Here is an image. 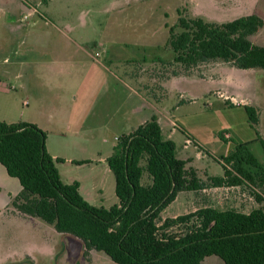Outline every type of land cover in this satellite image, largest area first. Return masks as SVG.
<instances>
[{"label":"rangeland","instance_id":"374dc122","mask_svg":"<svg viewBox=\"0 0 264 264\" xmlns=\"http://www.w3.org/2000/svg\"><path fill=\"white\" fill-rule=\"evenodd\" d=\"M180 12L219 23L251 13L264 19V0H0V79L17 87L12 91L17 99L12 97L7 106H2L0 97V120L7 117L19 122V113L23 112V121L45 123L50 151L77 161L112 153L113 144L128 132V124L137 126L144 117L160 110L167 123L172 113L183 131L177 133L176 139L178 156L189 161L187 167L198 166L204 175L210 166L214 173L222 174L223 166L227 165L222 155L228 149L220 134L226 132L227 139L238 142L243 141L241 138L249 140L258 136L259 124H251L245 106L233 104L255 100L264 89V70L238 69L220 60L190 70L176 63L175 52L169 44V30L171 26H175L176 32L181 30ZM8 15L11 16L6 20ZM35 21L39 25L32 26ZM26 28H31V32L23 31ZM69 28L73 29L70 36L74 42L65 40L57 31ZM251 40L264 45V26ZM103 50L108 52L97 55ZM94 56L103 63L111 56L113 60L121 59L125 77L137 83L152 103H144L142 99L133 101L128 97L129 87L117 79L103 84L107 71ZM5 57L10 62L6 63ZM17 73H22V81L16 79ZM27 79L32 80L26 83ZM52 79L56 81L50 82ZM166 79L167 89L163 85ZM212 88L215 95L207 94ZM54 95L66 110L77 114L74 118L79 119L77 122L69 121L79 126L67 128L66 111L56 113L53 122L46 114L42 115L39 99L51 100ZM221 102L227 106L223 108ZM138 105L141 111L130 121L122 122V114L127 119L132 115V106ZM260 106L264 134V103ZM186 134L192 137L189 136L190 149L185 145L182 148ZM116 136H119L117 140ZM255 139L250 149L264 165L263 147ZM231 143L236 147L234 141ZM201 150L206 153L204 159ZM58 162L62 161L55 164ZM142 164H146L145 159ZM69 166L68 169L60 165L65 177L67 170L71 175H79L90 168ZM227 166L231 169V164ZM104 173L101 171L97 179L105 190L104 204L108 207L117 200L115 176L112 171L109 176ZM148 174L147 171L144 174V183L149 182ZM87 180L91 181V177ZM256 194L262 197L261 202L257 201ZM176 203L158 220L159 234L166 219L194 213L203 207L240 212L264 209V183L258 177L256 182L245 180L238 186L185 192ZM181 204L185 207L179 210L177 207ZM14 212L12 205L0 214V264H117L103 251L87 250L81 239L64 233L57 235L55 258L43 260L47 258L43 249L48 248L49 239L54 235L38 228L28 218L7 216ZM195 219L191 217L190 223ZM186 226L188 223L179 222L166 231L182 235ZM28 249L41 260H32L25 254Z\"/></svg>","mask_w":264,"mask_h":264},{"label":"trees","instance_id":"16d2710c","mask_svg":"<svg viewBox=\"0 0 264 264\" xmlns=\"http://www.w3.org/2000/svg\"><path fill=\"white\" fill-rule=\"evenodd\" d=\"M181 30L170 27L169 44L174 61L185 69L224 61L238 69L264 70V45L251 36L264 26L255 13L226 22L188 17L180 12ZM177 75L176 72H174ZM251 124H259V110L246 104ZM228 132V131H227ZM220 134L226 143L237 145L222 155L223 176L205 181L188 161L178 157L177 144L166 138L157 115L124 134L107 158L115 175L118 203L110 207L90 203L80 191V182L65 183L54 158L47 149V132L29 121H0V162L23 187L12 205L23 215L40 217L57 231L81 239L87 250L106 253L117 264H203L207 256L217 255L225 264H264V209L249 213L234 209L203 207L194 213L168 218L159 234L161 212L180 191L210 187L238 186L245 180L264 183V165L250 149L254 141H236ZM264 150V139L257 129ZM146 164H142V160ZM83 164L88 160L75 161ZM152 177L143 184L144 172ZM257 201L263 199L256 194ZM191 217H196L190 223ZM179 222L188 223L182 234L166 230Z\"/></svg>","mask_w":264,"mask_h":264},{"label":"crops","instance_id":"0c3cea01","mask_svg":"<svg viewBox=\"0 0 264 264\" xmlns=\"http://www.w3.org/2000/svg\"><path fill=\"white\" fill-rule=\"evenodd\" d=\"M10 16L11 15L6 16L5 19L6 20H9ZM33 23H35V24H32V26L39 25V21H35ZM9 26L11 28H13V25L12 24H9ZM14 29H16V28H14ZM31 30H32L31 28H29V29L26 28L23 31H25L26 33H28V32H31ZM72 30H73L72 28H69V29H65V31L64 30H61V29H59L57 31H59V33L61 35H64L65 36V40H70L71 42H74L73 39H71V36H70ZM102 44L103 43H101V45ZM111 45L112 44H110V47H111ZM106 51L107 50H103L102 52H99V53L97 52V55L100 56L102 53L104 54V52H106ZM94 60L97 61L98 64L102 68H104L105 71H107V75L108 76L107 77L105 76V79L103 80V84H107L109 82L108 80L112 81V80H116L117 79V80L120 81V83H122V84L124 83V84H126L129 87L130 92H129V96L128 97L132 98L133 101L134 100H137V99H142L144 101V103L145 102H148V103L151 102V100L149 98H147L143 93H141L140 89L138 88L137 83L135 84L131 80H128L127 77H125L124 72H123L125 66L122 63L121 59H119V60H117V59L116 60H113V56H111L110 58L107 57L105 59V62L103 63V62H100L99 60H97V58H95V56H94ZM4 61L6 63H8V62H10V59L8 57H5V60ZM256 69H259V71H262L263 70V69L261 70L260 68H256ZM244 70H248V69H244ZM21 77H22V73H17L16 74V79L18 81H22L21 80ZM29 80H32V79H27L26 83H28ZM40 80H36V82H38ZM55 81H56L55 79L50 80V82H55ZM23 85H24L23 87H25V83H23ZM163 85L167 89V79L165 80V82L163 83ZM216 87L217 86H215L214 88H216ZM214 88L210 89L207 94H209V95L214 94ZM16 89H17V87H15L14 85H8L4 81H2V79H0V97L2 99V106H4V105L7 106L8 105V102L11 101L12 97H15L17 99L16 94L15 95L12 94L13 93L12 91L13 90H16ZM25 90H26V87H25ZM58 98H59L58 96H55L54 95L53 97H51V100L45 99V98L39 99L40 100V104H41L40 105V111L42 112V115H45L46 114L49 117V119L51 120L50 122H53V120L57 116L56 113L59 114V113H61L63 111H66V112H68V115H69V116H67V120H68V126H67V128L68 129H72L75 126H79V123H75V126H74V124H72L69 121L71 119L74 122L75 121L77 122L79 119L78 120L77 119H74L75 117H77V114H75L73 110H66L65 109L66 107L64 106L63 102L60 101ZM23 103L26 105L27 104V101H24ZM261 103H264V89L260 93H258V96L255 98V100L253 99V101H250V102H247V103H240V104H236V102H235L233 105L245 106V104H249V105H253V106L255 105L257 108H260L261 107L260 106ZM89 104H90V102H89ZM221 104H223V103L221 102ZM225 106H227V104H223L222 105L223 108H225ZM140 111H141L140 105H138V106H132V109H131L132 115H129L128 118L126 119V116L123 113L122 114V122H124V121H126V122L130 121ZM19 114H20V117H21V120L20 121H23L22 119L24 118V113L23 112H20ZM152 115H154V114H152ZM152 115L149 114L148 116L144 117V119H142L141 123H138L137 126L128 124V126H129V128H127L128 129V132L125 133V134H130L131 132H133L141 124H144L146 121H148L152 117ZM155 115L158 116L159 123H160V125L162 127V131H163L164 136L166 138L173 139L176 142V144H177V155H179L178 154L180 152L179 151V143H178V141L176 139V136H177V133L179 131H181V130H180V126L175 121V117L173 116L172 113L169 114L170 121L168 120V123H167L166 120H165V117H162V113H161L160 110H158V112H156ZM147 117H149V118H147ZM0 121H6L8 123L17 122V121H13V119H10V118H7V117H3V119H1ZM31 122L37 124L40 128H42L43 130L46 131V129H45L46 128L45 123H43L41 121L40 122L31 121ZM229 128H231V127H229ZM259 130H260V133H261L262 138L264 139L263 129H262V125H261V113L259 115ZM74 131L77 132V130H74ZM167 131H169V133H167ZM181 132L183 133V131H181ZM189 136L190 135H187L186 134V136L184 138L183 145H182V148L183 149H184V145L187 148H189L190 145H191ZM118 137L119 136H116V140H117ZM255 138H252V139H249V140L243 139V138H241V139L244 142H246V141L254 140ZM48 139H49V137H47V143H46V145H47V149L51 153V155H53V157L55 159L59 157V158H63V160H64L62 162H58L57 163V167L59 169V173H60V176H61L62 180L65 183H72L74 181H79L80 182V191L83 194V196L90 203H92L94 205H97V206H105V207H107L104 204V202H105V195H106L105 194V190H104L103 187H101L100 181H98L97 178H98V175L100 174L101 171L103 173L105 172L104 173L105 175H108V176L110 175V172L112 170L110 169V167L108 165L107 158L113 154L114 147H115L117 141L113 144L114 147H113L112 153L106 154L104 156L101 154L99 156V158H94V157L90 158L89 157V159H82V160H89V162H86V163H83V164H77V163H75L76 159H74L72 157H61L57 153H52L50 151V149H49ZM195 141L198 143V146L200 145V147H201V149L203 151L206 150L204 148V146L202 145V143H200L196 139H195ZM231 142L230 141L228 143L225 142L226 145H227L228 151L232 150L235 147V146L233 147V145H232ZM202 150H201L200 153H203ZM227 152L224 153L223 155H226ZM205 157H206V153L205 154L203 153L202 159H204ZM180 158H183V159L187 160L185 157H181L180 156ZM77 161H79V160H77ZM188 163H189V161H188ZM188 163H187V165H188ZM69 164L75 165L76 167H79V168L80 167L83 168V167H85V165H88L90 168L87 169L84 173L83 172L81 174L79 173V175H74V174L71 175L70 173H68V170H67L66 171L67 177H65L63 171L61 170L60 165H62V166H64V167H66V168L69 169L70 168ZM206 164L208 165L207 161H206ZM194 167L197 169L199 177L201 179L205 180V181H207L208 180V177H210V176H223L224 175V170H223V173L222 174H216V173H214L212 171V168L210 166H208V169L206 170L207 171V174L205 173L204 175H202L201 174V169L198 166H194ZM95 173L97 174L96 176H95ZM112 173H113V171H112ZM84 174H86V177H85ZM144 174H145V172H144ZM144 174H143V177H144ZM88 177H91V181H88L87 180ZM143 177H142V180H141L143 184L148 185V184H151L152 183V177L150 175H149V178L150 179H149V182L148 183H144L143 182ZM115 185H116V180H115ZM225 187H227V186L210 187V188L222 189V188H225ZM210 188H206V189H202V190L205 191V190L210 189ZM22 189H23V187H22L19 179L17 177H13V176L9 175V173L7 172V169L5 168V166L0 162V214H3V212L6 209L12 207V201H13V199L20 194V192L22 191ZM198 191H201V190H198ZM198 191H180L178 193L176 199L172 203H170L161 212V216H164L163 214L164 213H167V211L172 206L173 207L176 206V204H177L176 202H178L180 196L183 193H185V192H198ZM116 197H117V195H116ZM118 202H119V199L117 197V200L113 204L118 203ZM108 207H110V206H108ZM183 207H185V206L183 204H181V205H178L177 208L180 210V209H183ZM242 212L249 213V212H245V211H242ZM7 216L9 218H19V219L28 218L38 228H40L42 230H45L46 233H52L54 236H53V238L49 239L48 248L46 249V247H45L43 249V253L45 252V254L47 256V258L46 259L43 258V260H49L50 258H53V259L55 258L56 252L54 251V245H57L58 244V238H57L58 236L57 235L63 234V233L57 231V229L55 228V226L53 224H50V223L46 222L45 220L41 219L40 217L23 215V214L19 213L16 210L12 214H9V215L7 214ZM170 217H175V216H170ZM40 219L43 220L44 222L41 221ZM42 234L44 235V233H42ZM64 234H67V233H64ZM69 235H71V234H69ZM45 249H46V251H44ZM25 254L31 256V259L32 260H37V261L38 260H41L38 257H36L37 255L35 254V252L33 250H29L28 249V250L25 251ZM203 264H225V262L219 256H217V255H211V256H207L203 260Z\"/></svg>","mask_w":264,"mask_h":264},{"label":"built area","instance_id":"2783aa9c","mask_svg":"<svg viewBox=\"0 0 264 264\" xmlns=\"http://www.w3.org/2000/svg\"><path fill=\"white\" fill-rule=\"evenodd\" d=\"M227 137H229V134H227Z\"/></svg>","mask_w":264,"mask_h":264}]
</instances>
